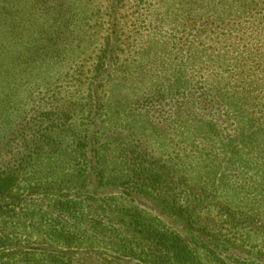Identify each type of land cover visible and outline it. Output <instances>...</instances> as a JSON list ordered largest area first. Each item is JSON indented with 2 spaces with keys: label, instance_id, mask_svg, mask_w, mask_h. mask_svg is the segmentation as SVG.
Returning <instances> with one entry per match:
<instances>
[{
  "label": "rangeland",
  "instance_id": "obj_1",
  "mask_svg": "<svg viewBox=\"0 0 264 264\" xmlns=\"http://www.w3.org/2000/svg\"><path fill=\"white\" fill-rule=\"evenodd\" d=\"M73 1L79 3L78 7H82L80 3L84 1L87 3L85 8H92L95 12L92 13L90 24L84 26L83 38L75 39L73 43L74 46L80 44L74 51L77 62L75 60L61 69L65 72L64 80L53 84L50 95L43 96L40 91L46 84V80H42L41 86L37 88L35 104H0V109L9 105L13 114L18 112V107L25 109L23 117H30L27 128L31 129L29 135L33 130L39 135L38 142L32 141L27 148L23 163H16L22 178L13 194L24 196L27 201L18 209L0 212V235L8 240L0 264H129L124 259L120 263L111 262L110 254L119 255L117 250L128 245L125 229L130 222L127 217L123 219L121 210L130 203L123 197L127 191L124 187L126 178H119V169L125 173L131 171V155L127 149L133 148L138 138L148 144L154 153L145 166L161 174L160 183L151 188L149 197L139 201L142 207L153 218L178 231L201 264H223L224 261L227 264H264V165L255 163L264 160V152L248 155L241 150L234 162L226 161L217 173L221 176L224 171L227 176H222L223 180H215L209 176L207 169H212L211 154H215V157L224 155L218 140L215 142L207 134L195 133L191 139L183 141L178 130L185 129V124L178 130L174 127L178 121L187 119L179 106L190 104L191 100L194 101L192 93L214 83L209 76L216 73L215 67L211 63L201 66V70L197 67L193 71L188 70L193 89L182 101L178 98L183 96L175 94L173 96L177 100L164 107L160 101L155 102L149 97L180 71L177 67L179 59L182 60L187 52L186 46L190 44L194 51L201 45L200 40L194 37L196 30L192 34L198 24L197 18L187 17L183 20L178 15L187 8L199 12L205 9L203 7L206 5L202 3L208 6L211 0L202 3L196 0L190 7L184 6L186 0H122L118 18L122 32L120 46L123 50L119 51L118 64L109 66L107 72L104 70L105 65L98 69L97 56L110 32V0ZM250 12L238 20L240 25L229 22L228 18L226 24L220 27L206 21L208 36L204 33L201 40L210 52L213 44L221 47L225 46V42H239L234 36L238 34L244 38L246 35H240L243 30L241 26L250 25L249 22H255V28L263 30L264 0H258ZM179 23H186V32L182 28L173 30L177 26L181 27ZM213 30L221 33L219 41H215ZM232 30L234 35H231ZM250 33L257 35L254 31ZM243 40H240L241 47ZM92 41L94 43L90 44ZM258 47L264 57V41ZM149 49L150 54L146 53ZM214 54L219 57L217 51ZM141 59L144 61L142 67L134 71L131 66L141 62ZM125 65L128 71L123 70ZM102 73L106 74L108 81L106 86L96 92L95 87L101 81ZM221 73L224 74L225 69H221ZM135 75L144 76L143 85L138 82V88L132 85L131 77L134 76L135 81ZM229 89L223 88L224 92L230 91V94L226 96V103H222L225 104L222 109L230 113L232 120L240 121L242 115L238 107L245 104H242L238 92ZM91 94L99 97L100 104L104 105L100 110V121L118 134L127 132L122 131L127 122L123 117L125 105L132 103L137 114L141 112L144 116L146 111L141 110L144 108L141 104L152 106L151 122L147 123L148 128L142 135L130 142L117 138L112 144L108 166L113 169L114 178L96 197V201L82 194V186L86 185L90 189L95 185H92V177L86 181L77 177L75 164L82 157L78 153L79 148L70 144L72 133L67 130L74 122L78 129L86 123L89 125L92 114L96 112ZM138 98L140 101H136ZM194 98L197 101L187 108L191 112L190 119L197 122L200 117L211 118V105H206L208 103L196 95ZM236 100L240 102L237 104ZM249 105L256 109L264 106ZM42 112L45 115L48 113L45 117H50L49 121L40 120ZM0 114L2 120L3 115ZM25 124L26 119L22 120L21 125L16 120V130L12 134L14 138L20 135L19 129ZM232 125L231 121L225 124L228 130H225L227 135L224 140L229 141L236 136L234 129L237 124ZM4 137L0 133V141ZM0 146L8 149L5 142H0ZM88 174L90 176V171ZM175 206L184 208L185 214L177 216L171 210ZM95 211H99V214ZM67 234L68 238L64 240ZM70 238L73 240L72 245L68 244ZM128 246L133 247L130 244ZM136 248L133 250L138 252L139 246Z\"/></svg>",
  "mask_w": 264,
  "mask_h": 264
},
{
  "label": "trees",
  "instance_id": "obj_2",
  "mask_svg": "<svg viewBox=\"0 0 264 264\" xmlns=\"http://www.w3.org/2000/svg\"><path fill=\"white\" fill-rule=\"evenodd\" d=\"M121 1L110 0L108 5V8L111 9L112 23L105 45L101 47V52L97 56L98 69L104 68L105 65V72L109 70V66L115 63L118 64L120 59L122 32L118 9ZM257 1L211 0L207 6V4L202 3L206 0H201V3L206 5L203 7L205 9L199 12H195L192 8L181 11L178 18L183 17V20L187 17L197 18L198 24L192 30V34L196 33L194 37L198 41L200 40L201 45L196 47L194 51L190 44L186 46L187 52L182 60L179 59L177 67V70L180 71L176 73V76L169 79V83L159 86L152 96H149L155 102L160 101V105L164 107L177 100L173 96L175 94L178 97L183 96V98H178L179 101H182L193 89L192 79L189 77L190 74L187 73L188 70L193 71L196 67L201 70V66L205 67V65L208 66L212 63L216 73L209 76V78L214 83L209 84V86H202L201 90L198 89L195 94L192 93L194 101L191 100L190 104L179 106L187 119L178 121L174 127L181 129L180 126L185 124V129H177L178 134L183 136V141L186 138L191 139L195 133L207 134L215 142L218 140L217 143H220L224 155L215 157V154H211L212 169H207L209 176H213L215 180H223L222 176H227L224 171H222L221 176H218L217 173L223 168L226 161L234 162L235 156L241 150H244L248 155L264 152V106L261 109L252 108L251 105L248 106V104H264L262 101L264 100V57L260 54L261 51L258 47L259 43L264 41V29L259 30L255 28V22H249L250 25L241 26L245 33L241 30L240 35H246L244 38L236 34L234 37L238 38L239 42L237 43L228 44L225 42V46L221 47L213 44L212 52L201 39L204 33L208 36L207 22H212L216 27L217 25L220 27L226 24L225 21L228 18L229 22L237 24L239 23L238 20L251 13L250 11ZM195 2L196 0H186L184 6L190 7ZM80 4L82 7H78L79 3L73 0H0V104H35L37 88L41 86L42 80H46L44 87L40 88V91L44 94L43 96L45 94L50 95L56 81L64 80L63 74L65 72H62L61 69L75 62L74 51L80 45L74 46L73 43L75 39L83 38L84 26L90 24L93 20L92 13H95L92 8H85L87 3L84 1ZM97 23L98 18L95 20V26ZM185 26L186 23H182L181 27L177 26L173 30L178 31L182 28L181 30L186 32L187 28ZM251 31L256 32L257 35L251 33L249 35L248 33ZM215 35V41H219L221 33L215 31ZM231 35H234L233 30ZM242 39H244V44L241 47L240 40ZM188 41H190L189 37ZM93 43L94 41L90 42V44ZM150 51L149 49L146 53L150 54ZM215 51H217L219 57L214 54ZM229 53H231V56ZM140 61L131 66L134 71L136 68L140 69L142 67L144 61L142 59ZM221 69H225L224 74L221 73ZM123 70L128 71V66H123ZM133 78L134 76L131 77L132 85L135 88H138V82L143 85L144 76L135 75V81ZM107 81L106 74L102 73L101 81L95 87L96 92L106 86ZM225 87L238 92L240 100L243 101L242 104H245V106L240 105L238 107V111L242 115L240 121L232 120L227 110L226 118V112L223 111L224 108L222 109L225 105L222 103H226V96L230 94V91L227 93L223 91ZM166 94H168V97ZM91 95L94 97L93 104L96 112L92 114L88 122L89 125H86V123L83 128L78 129L74 122L69 125L67 130L72 133L70 144L79 148L78 153H81L80 157H82L75 164L77 177L82 178L84 181L92 177L91 179L94 181L92 185H95L90 189L86 185L82 186V194L95 198L94 201H96V197H99L102 190L107 187V183L112 182L114 178L113 169L111 170L108 166L109 150L112 144L117 138H123L130 142L133 141V138L139 137L138 135H142L148 128L147 123L151 122L149 118L152 106L141 104V107H144L141 110L146 111V116H144L141 112L137 114V110L135 111V106L133 107L132 103L125 105L126 110L123 117L126 118L127 122L123 125L122 131L127 132L118 134L109 130L105 123L100 121V110L104 105L100 104L99 97ZM195 95L204 99L208 103L206 105H211V118L200 117L197 122L190 119L191 112L187 108L197 101L194 98ZM240 100H236L237 104ZM136 101H140V98ZM182 108H185V110ZM17 110L18 112L13 114L9 105H4L0 109V113L3 115L2 120H0V133L3 136L5 135L0 142H5L8 147L6 149L0 146V212L18 209L24 201H27L24 196L20 197L13 194L14 189L20 186L22 178L16 163H23L27 148H29L32 141L38 142L39 135L37 131L35 134V130H33L31 136L29 135L31 129L28 130L27 128L30 125V117H23L26 110L19 107ZM46 115L42 112L40 116L42 122L46 119L47 121L50 120V117H45ZM25 119L26 124L19 129L21 131L20 135L14 138L12 134H14L13 130H16V120L21 125L22 120ZM229 121L233 123L232 126L237 124L236 129H234L236 136L227 141L224 140L227 135L225 130H228V128H225V124ZM55 125L57 128L62 129L58 124ZM133 144V148L129 147L127 149L130 152L128 154L131 155V171L125 173L119 169V178H126L124 187L127 191H125L123 197L127 198L130 203L124 205L121 212L123 219L127 217L130 222L125 231L127 232L128 245L130 244L133 247L128 245L124 249L120 247L121 250H117L119 255L117 253L110 254L112 256L110 261H119L120 263L124 259L129 264H201L197 260L194 250L181 234L174 229H170L157 218H153L139 202L149 197L152 192L151 188L160 183L161 174L145 166V162L154 157L150 146L140 138L137 139L136 144ZM200 158H202L201 155ZM215 158L217 161H215ZM255 163L264 165V160L255 161ZM207 166L209 165L205 167ZM171 210L177 216H182L186 212L181 206H175ZM94 213L98 215L99 211ZM64 237V240H66L68 234ZM68 244H73L72 238L68 240ZM137 245L139 246L138 252L133 250L137 249ZM7 246V237L0 235V257ZM223 264H227V262L224 261Z\"/></svg>",
  "mask_w": 264,
  "mask_h": 264
}]
</instances>
